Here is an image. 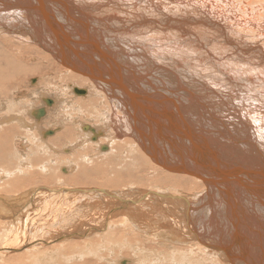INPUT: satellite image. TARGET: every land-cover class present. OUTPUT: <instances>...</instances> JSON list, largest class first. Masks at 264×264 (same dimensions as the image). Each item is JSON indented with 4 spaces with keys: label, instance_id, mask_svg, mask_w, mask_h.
Masks as SVG:
<instances>
[{
    "label": "bare ground",
    "instance_id": "6f19581e",
    "mask_svg": "<svg viewBox=\"0 0 264 264\" xmlns=\"http://www.w3.org/2000/svg\"><path fill=\"white\" fill-rule=\"evenodd\" d=\"M6 124L0 264H264V0H0Z\"/></svg>",
    "mask_w": 264,
    "mask_h": 264
},
{
    "label": "rangeland",
    "instance_id": "374dc122",
    "mask_svg": "<svg viewBox=\"0 0 264 264\" xmlns=\"http://www.w3.org/2000/svg\"><path fill=\"white\" fill-rule=\"evenodd\" d=\"M15 36H19V35H15ZM262 38V37H261ZM263 39V38H262ZM220 57L222 58V62L224 63V64H226V65H232V64H234V63H236L237 65H238V67H240V68H248V69H256V65L255 64H253V62L251 61V59L250 58H246V60H245V62L244 63H240L239 61H238V59H237V57L236 56H234L230 51L227 53V54H225V53H220ZM39 77H41L40 75H38ZM37 75H35V76H28V77H25V78H23L24 80H23V84L22 85H20V87L19 88H21L20 89V91H15V93L11 90V91H9V93L11 94V95H9L8 96V99H9V106L12 108V110H10L11 112H13V113H19V112H17V110L18 111H20V113L22 112V113H24V111L26 110V112L27 111H29V109H31L32 107L33 108H37V107H39V106H37V105H42V100L40 101L39 99H31L32 97H29L30 95H29V93L30 92H32L31 91V88H28V87H32L33 85H31L30 84V82H29V80L31 79V78H33V79H40L39 77H38ZM26 83H27V85H26ZM31 85V86H30ZM24 86L26 87L25 89H23L24 88ZM26 89H29L30 91H28V90H26ZM25 90H26V92H25ZM60 91H61V89L60 88H58V90L56 91V92H54V91H52V92H54V93H48V94H45L46 96H52V98L55 96V97H57V95H55V93H60ZM25 92V93H24ZM25 95H24V94ZM14 94V95H13ZM23 94V95H22ZM19 95V96H18ZM29 95V96H28ZM22 96H24V97H22ZM27 96V97H26ZM14 97V98H13ZM16 97H18L19 98V100H18V98H17V100L15 101L14 99L16 98ZM22 97V98H21ZM25 97H26V99H28V101L25 99ZM13 98V99H12ZM21 98V99H20ZM7 99V100H8ZM23 99V100H22ZM21 100H22V102H21ZM25 100V101H24ZM32 101V102H30V101ZM33 100H34V102H35V104L33 103ZM17 101H20V103L19 102H17ZM37 101V102H36ZM40 101V102H39ZM24 102H28V103H24ZM72 102H73V100L71 101V103H70V106H73V107H71V108H69V109H75L74 111H76V113H70L69 115V117H67L66 116V113H64V112H66L65 110L66 109H61V110H63V111H61L60 110V116L58 115V116H56V114L55 113H57V111L55 112V113H51V119H49V121H52V118L54 117V116H56V117H58V118H56V123H58V124H60L61 122L62 123H68L69 125H72V126H74L75 128H76V126L80 123V120H79V118H80V116H81V118L80 119H82V118H85L84 120H81V123H86L87 122V119L88 118H86V116H87V114L86 115H84L85 113H82L81 112V110H78L76 107H74L75 106V104H72ZM74 103V102H73ZM27 105L26 107L24 106H21V105ZM20 106H21V108H20ZM37 106V107H36ZM28 107V108H27ZM24 110V111H23ZM73 111V112H74ZM78 111H79V114H78ZM6 112H9V111H5V112H3V113H6ZM72 114H74V115H72ZM75 114H77V116L75 115ZM65 117H64V116ZM73 117H72V116ZM82 115L84 116V117H82ZM74 116H76V117H74ZM96 116H97V119H96ZM64 117V118H63ZM94 117V118H93ZM62 118V119H61ZM68 119V121H67V119ZM71 118H73V119H71ZM59 119V120H58ZM63 119H64V121H63ZM91 119H92V121L91 120H88V122H87V124H89V123H96L95 121H94V119H96V121L97 120H99V116L98 115H96V114H93V115H91ZM72 121H73V124H71L72 123ZM76 121H79L78 123H76ZM75 122V123H74ZM16 123H18V122H16V121H14L13 123H12V126H14V127H19V124L17 125ZM91 123V125H93ZM9 124V123H8ZM94 125H96L97 126V124H94ZM1 127L4 129H6L7 127H9V125H7L6 124V126H2V125H0V130H1ZM74 127H72V128H74ZM18 129H20V130H18ZM17 130L18 131H21V130H24V129H22V128H17ZM73 130V129H72ZM18 131H15V132H18ZM74 131V130H73ZM75 132V131H74ZM20 133V132H19ZM15 136H17V135H15ZM19 137V136H18ZM20 147V146H19ZM21 150V149H20ZM21 153H24V155H26V152H25V150L24 149H22L21 150ZM23 155V156H24ZM31 158H32V156L26 161L27 163H29V161H32L31 160ZM113 160H114V158H113ZM95 161H98V160H95ZM33 163V162H32ZM99 164H100V162H99ZM91 165V164H90ZM88 167V169L87 170H90V168H91V166H89V164L87 165ZM99 168V167H98ZM100 169V168H99ZM98 169V170H99ZM100 171V170H99ZM127 171V170H126ZM99 173V172H98ZM97 173V175H94L95 177H99V176H101L100 175V173L98 174ZM119 173H120V171H119ZM125 173V172H124ZM122 173H120V175H121ZM132 174V173H131ZM91 177V178H90ZM133 177V176H132ZM89 179V181L90 182H93V181H91V180H93L94 178H93V175L91 176H89L88 175V178H86V180H88ZM95 180V179H94ZM96 181V180H95ZM94 181V182H95ZM97 182V181H96ZM54 184H56L55 182H54ZM58 184V183H57ZM93 186H97V187H100V185L98 186L97 184H93ZM116 193L117 192H123L121 189H117V190H114ZM47 249H50V246L49 247H47ZM132 252V251H131ZM105 256H107V255H109V254H104ZM102 256V255H101ZM97 257H98V255H96L95 257H93L92 258V261H90L88 264H91V263H94V261H97ZM117 259V258H116Z\"/></svg>",
    "mask_w": 264,
    "mask_h": 264
}]
</instances>
